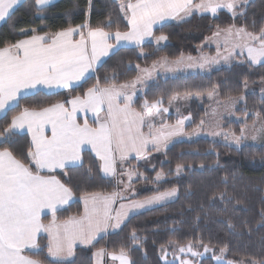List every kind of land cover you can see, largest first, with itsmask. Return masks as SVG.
<instances>
[{
  "label": "snow or ice",
  "instance_id": "1",
  "mask_svg": "<svg viewBox=\"0 0 264 264\" xmlns=\"http://www.w3.org/2000/svg\"><path fill=\"white\" fill-rule=\"evenodd\" d=\"M21 2L22 0H0V21L11 18L12 11ZM34 3L40 12L52 0H34ZM246 3L247 0H127L120 4V12L129 26L127 31H106L103 27L93 28L87 23L69 26L55 33L38 34L33 28L30 29L32 35H27L29 30H22L19 34L26 36L25 39L0 46V120L19 108L20 100L29 94L55 88L70 92L78 86V82L87 78L86 74L95 71V65L102 57L108 56L119 46L140 47L146 38L153 36V26L162 21H183L197 13H210L215 17L221 10H227L235 18L245 15ZM108 24H111V20H108ZM213 35L218 36L219 32ZM227 35L229 38L234 37L237 42L232 45L233 51L223 57L226 62L233 54L243 55L246 50V60L250 65L264 64V26L259 32H250L243 26H232L227 30ZM154 39L159 43L167 41L168 36L161 34ZM111 40H115V43H110ZM144 54L141 51V55ZM216 63H219L217 57L208 56H181L175 60L161 57L159 61L153 62L151 68L141 69L140 65H136L138 74L131 81L117 84L114 82V73L113 82L101 86L98 80L83 95H75L46 107H23L15 112L10 123L0 131V144L9 142L14 135L25 129L31 135V140L26 160L17 157L10 148L0 147V264H43L40 259L24 255L25 251H43L37 239L41 233L48 236L44 247L47 248L46 258L50 264H71L69 258L74 256L77 243L95 246L99 234H106L109 229H119L125 218L136 210L175 197L178 189L172 187L157 191L142 200L121 203L119 209H113L115 202L127 199L123 192L82 193L80 199L84 203L83 214L58 221L56 213L69 204L74 193L51 173L57 169L82 165L81 151L90 146L100 161L102 173L116 177L117 184L124 185L125 189L131 188L133 177L139 178L142 173L131 169L118 173V166L122 168L130 158L147 157L149 149L160 151L173 136L183 133L185 121L191 120L188 116L178 119L175 124L166 123L162 114L168 113L169 109L163 107L162 98L149 101L145 97L140 110H137L133 104L138 94L153 79L157 67L177 72L193 68L204 69ZM105 79L107 81L108 77ZM137 84L141 85L140 89H137ZM247 86L245 78L244 88ZM208 95L211 98L213 93L209 92ZM189 97L188 92L183 95L176 92L168 103L171 105L174 101L187 100ZM229 100L235 105L244 101V96H230ZM102 111H106V115L101 116ZM81 112L93 113L95 126L90 125L86 118L80 123ZM177 112L179 113V109ZM247 115L245 113V117ZM255 115L259 117L260 114ZM203 123L201 120V125ZM255 125L256 121H253L252 127L255 128ZM195 131L184 134L192 135ZM256 132L264 136V125L256 129ZM221 134L236 147L248 139L246 126L240 128L239 134L235 131L212 133L214 136ZM257 138L255 134L251 136L252 140ZM184 167L183 163H178L176 174ZM201 167L204 165L201 164ZM119 175H126L128 183L119 179ZM164 175L163 170L157 172L156 181H160ZM224 196L225 193H221V199ZM45 209L52 216L47 224L41 219ZM130 238L133 244H139L134 229ZM194 247H203V253L194 251ZM178 250L185 255L190 253L192 257H203L211 252L217 264H264V259L255 258L225 261L227 245L220 247V255H216L215 248L203 241L196 245L189 242L187 246H179ZM106 256L119 264H135L123 245L111 252L104 247L96 249L93 253L95 264H104ZM180 264L195 262L181 258Z\"/></svg>",
  "mask_w": 264,
  "mask_h": 264
},
{
  "label": "trees",
  "instance_id": "2",
  "mask_svg": "<svg viewBox=\"0 0 264 264\" xmlns=\"http://www.w3.org/2000/svg\"><path fill=\"white\" fill-rule=\"evenodd\" d=\"M122 2L127 0H57L38 12L34 0H23L12 11L11 18L0 25V46L15 43L24 37L19 34L23 29L55 32L87 23L93 28L103 27L106 31H127V20L120 12ZM244 7L245 15L235 18L227 10H221L215 17L210 13H197L186 20L169 21L155 27L154 38L165 34L168 36L166 43L156 45L148 41L140 47L118 48L97 67L94 74L70 92L29 94L20 100L19 108L0 120V131L23 107H46L75 95H83L98 80L101 86L113 82L114 73L115 83L127 82L137 76L136 65L150 66L161 56L175 60L183 55H196L205 39L217 28L243 26L250 32H259L264 26V0H249ZM108 20H111L110 25ZM141 51L145 54L141 55ZM105 77H108L107 81ZM245 78L252 90L245 95L244 104L240 105L236 114L245 117L248 113L246 122L251 123L256 113L264 116V97L253 92L264 84V64L250 65L247 61L216 66L206 72L158 77L138 95L134 106L140 110L145 97L149 101L162 98L163 104H166L176 92L205 94L216 90L219 98L227 99L244 92ZM186 112L191 117L186 131L195 128L207 114L205 104L196 99L188 103ZM178 119V115L171 113L164 121ZM243 125L242 121L229 120L224 129H232L239 134ZM29 146L30 138L25 133H17L9 142L0 144V147L10 148L17 157L25 160ZM136 162L132 159L129 164L135 165ZM141 162L139 166L146 167L145 180L156 186L139 192L136 198L172 187L178 189L177 197L131 216L118 231L100 237L95 246L77 247L71 264H94L96 249L104 247L111 252L121 245L128 249L135 264H177L165 263L160 256L161 250L170 245V241L179 244L203 241L216 249L227 245L226 257L235 261L242 258L264 259V142L236 147L219 139L201 136L176 141L164 151L150 152L147 157L141 158ZM178 163H183L185 167L177 175ZM161 170L165 173L164 178L156 181V174ZM53 175L70 187L75 197L69 206L56 213L58 220L81 214L82 193H112L118 189L117 179L102 176L97 159L88 150L83 151L82 165L56 171ZM221 193H225L223 199ZM50 219V215L43 217L45 222ZM133 229L139 244H133L130 238ZM38 243L43 251H27L28 255L40 259L43 264H50L46 258L47 248L44 247L47 245L46 236L41 235ZM199 264L217 263L212 256H207L200 259Z\"/></svg>",
  "mask_w": 264,
  "mask_h": 264
},
{
  "label": "rangeland",
  "instance_id": "3",
  "mask_svg": "<svg viewBox=\"0 0 264 264\" xmlns=\"http://www.w3.org/2000/svg\"><path fill=\"white\" fill-rule=\"evenodd\" d=\"M248 1L249 0H247V2ZM197 2H198V0H197ZM230 27H232V26H228L226 28L215 29L214 32L211 35H209L205 39L204 43L199 47V51L196 55H183V57H185V58L188 56H191L194 58H199L201 56L217 57V59L219 60V63L212 64V65H210L204 69L193 68V69H187L184 71H177V72H168L162 68L157 67L155 72L153 73V79L151 81L156 80L158 77L165 78V77H169V76H177V75H186V74H192V73H198V72H206V71H208L211 68L216 67V66L228 65L232 62H242V61L245 62V61H247L246 60V57H247L246 50H245L243 55L233 54L232 56H230L229 61H227V62L223 59V57L225 55H228L229 52L233 51L232 45L237 42L234 37L229 38L227 35V30ZM234 27H236V26H234ZM236 28H239V27H236ZM23 30H28V29H23ZM217 32H219V35L214 36L213 34L217 33ZM151 42H154L156 45H163V43H166L167 41H160L159 43H157L156 40L154 38H152ZM236 52L238 53L239 49H237ZM161 57H165V56H161ZM160 58H158L156 61H159ZM169 60H171V59H169ZM152 65L147 66V68H151ZM140 68L143 69L146 67H140ZM129 81H131V80H129ZM136 87H137V89H140L141 85L137 84ZM145 88H146V86L143 88V91L141 93H139L140 95L144 92ZM262 89H264L263 83L260 84V86L258 88H255V90L253 92H257L261 97H264V92H262ZM251 90H252V88L247 86V88L242 93V95L244 96V101H245V95L248 92H250ZM210 92L213 93L211 98L208 95L209 92L205 93V94L190 93V97L187 100L174 101L171 105H169V103L163 104V107L168 108L169 111H168V113L162 114V119L168 118L171 113L178 115L179 119H181L182 117H188L187 112H186V106L193 99H196L200 104H205V107L207 110V114H206L205 118L203 119V121H204L203 125H201V122H200L195 128L184 132V133H193V131L196 130L194 134L185 135L183 133L180 136L174 138L172 141H178V140H182V139H184V140L188 139L189 140V139L205 136V137H210L213 139H219V140L224 141L227 144H230V141L228 139H226L223 134L217 135V136L212 135L213 132L231 133L233 131L232 129H230V130L224 129L226 121L230 120V121H237V122L242 121L244 123L243 127L246 126V135L248 136V139L242 141L241 145H244V144H261L264 142V136H262L261 134L256 132V129H259V128H261L262 125H264V116H262V115H259V117L255 116L254 121H256V125H255V128H253L252 127L253 122H251V123L246 122L247 116L246 117H240L236 114V110L240 107L241 104H244V101L237 102L235 105H233L232 102L229 100V98H227V99L219 98L216 90H212ZM183 94H181V95H183ZM177 109H179V113L177 112ZM185 123H189V120H186ZM254 134L258 136V138L256 140L251 139V136ZM172 143H174V142H172ZM171 144H168V146H170ZM230 145L235 146V144H230ZM168 146H166V147H168ZM163 149H165V146H162L160 151H164ZM157 152H159V151H157ZM136 160H137V162L135 163V165H131L128 169H124L123 171L129 170V169L138 170L140 173H142V175L139 178L133 177V180L131 181V188L125 189L124 185H122V184L118 185L117 190L119 192H123L124 195H129V196L134 195L135 196L139 192H143L149 188L156 186L155 183L148 182L145 180V178H146V171H145L146 167L145 166H143V167L139 166L142 163L141 158L136 159ZM163 178H164V176L162 177V179ZM120 179H122L125 184L128 183L126 175H122ZM187 244L173 243V244H170V245L164 247L161 250L160 256L166 257V259H162V260L165 263L180 264V259L184 258V259L193 260L195 262V264H199V260L202 259L203 257L213 255L210 252V253L204 254L203 257H192L190 253H188L187 255L180 253L178 250V247L179 246H187ZM193 244L196 245L198 243H193ZM209 247H212V246L209 245ZM193 250L201 252V253H203V251H204L203 247H194ZM24 253L27 256H30V255H28L27 251H25ZM215 254L220 255L219 249L215 248ZM224 260L227 261V260H233V259H228L226 257V254H225Z\"/></svg>",
  "mask_w": 264,
  "mask_h": 264
},
{
  "label": "crops",
  "instance_id": "4",
  "mask_svg": "<svg viewBox=\"0 0 264 264\" xmlns=\"http://www.w3.org/2000/svg\"><path fill=\"white\" fill-rule=\"evenodd\" d=\"M22 1H23V0H22ZM56 1H57V0H52V3L56 2ZM52 3H51V4H52ZM18 5H19V4H18ZM18 5H17V6H18ZM17 6H16V7H17ZM16 7H15V8H16ZM15 8H14V9H15ZM4 21H5V20H4ZM4 21H0V25H1ZM169 21L180 22V21H176V20H172V19H169V20H166V21H162L160 24H158V25H154V26H153V30L155 29V27H157V26H159V25H161V24H163V23L169 22ZM74 27H75V26H74ZM128 29H129V28H128ZM28 30H29L28 32H31L30 29H28ZM60 31H61V30H60ZM84 31L87 32V29H84ZM28 32H27V33H28ZM55 32H58V31H55ZM55 32H37V33H38V34H43V33H55ZM29 35H32V32H31V34H29ZM25 38H26V36H24V37H22V38H20V39H25ZM76 38L78 39L79 37L77 36ZM152 38H154V36L149 37V38H146L145 42L151 41ZM109 42L114 44V43H115V40H111V41H109ZM145 42H144V43H145ZM144 43H143V44H144ZM120 47H136V46L128 45V46H119L118 48H120ZM118 48H116V49H114L113 51H111V52L109 53L108 56H106V57H102V58L100 59V61H98V62L96 63V65H95V70L97 69V67H98L103 61H105V60H106V59H107V58H108V57H109L114 51H116ZM94 73H95V71H94V72H89L88 74H86V77H89L90 75H92V74H94ZM84 80H85V79H84ZM84 80H81L80 82H78V85H79L80 83H82ZM63 90H67V89H63V88H55V89H52V90L44 89L43 92H46V93H54V92L63 91ZM66 106L70 107V105H66ZM133 107L136 108V107L134 106V104H133ZM136 109H137V108H136ZM137 110H138V109H137ZM100 115H101V116L106 115V111H102V112L100 113ZM85 118L88 120V123H89L90 125L95 126V124H94V120H93V113H91V112H88V113H83V112H81V113H80V116H79V122H80V123H83V121H84ZM163 120H165V119H163ZM176 121H177V120H176ZM176 121L166 122V123H168V124H175ZM185 122H186V121H185ZM186 124H187V123H184V132L186 131V129H185ZM158 126H159V125H158ZM145 131H147V128H145ZM184 132H183V133H184ZM18 133H25V134H27V135L29 136L30 140H31V135L27 132L26 129H25V130H21V131L18 132ZM183 133H181V134H183ZM47 134L50 135V132H48ZM181 134H180V135H181ZM180 135L173 136V137L168 141V143H167L166 145H163V146H165V149L167 148L166 146H168V144H171L172 142H176V141H172V140H173L174 138L180 136ZM178 141H179V140H178ZM165 149H163V150H165ZM85 150L90 151V152L94 155V157L97 159L98 164H100L99 159L95 156V153H94L93 151H91L90 146L85 147V148L81 151L82 161H83V151H85ZM150 152H157V151L152 150V149H149V153H150ZM159 152H160V151H159ZM132 159H135V158H130L129 160L125 161V163L123 164V167H122V168H121L120 166H118V173L123 172L124 169H128V168L131 166V164H129V161L132 160ZM56 171H60V170L57 169ZM56 171H55V172H56ZM100 172H101L102 176H104V177L117 179L116 177L105 176V175L102 173L101 170H100ZM42 174H49V173H42ZM51 174L53 175V173H51ZM121 176H122V175H119L118 178L120 179ZM59 180H60V179H59ZM60 181H61V180H60ZM61 182H62V181H61ZM117 192H119V191L117 190ZM103 194H109V193H103ZM152 195H153V194H152ZM177 195H178V192H177V194H176L175 197L170 198V199L167 200L166 202H161V203L156 204V205H154V206H150V207H146V208H144V209H138V210H136L135 213H132V214H130L127 218H125L124 222L121 224V227L125 224V222H126L131 216L136 215V214H138V213H140V212H143V211H146V210L152 209V208H154V207H157V206L163 205V204H165V203H168V202L174 200V199L177 197ZM124 196H126L127 199H125V200H118L117 202H115V203L113 204V209H119V206H120L121 203L127 204V203H129L130 201H133V200H142L143 198L147 197V196H145V197H138V198H136L134 195H131V196H129V195H124ZM148 196H150V195H148ZM74 200H75V197H73V199L69 202V204H71ZM81 202H82V212H81V214H79V215H82V214H83V211H84V203H83L82 200H81ZM69 204H68V205H65L63 208L69 206ZM46 215H50V216H51V213H50L47 209H45L44 212H42V214H41L42 222L45 223V224H47V223L52 219V216H51V219H50L49 221L45 222V221L43 220V216H46ZM79 215H76V216H79ZM114 215H115V211H113V216H114ZM64 220H65V219H64ZM58 221H63V220H58ZM121 227H120V228H121ZM120 228H119V229H120ZM119 229H109L108 232H107L106 234H105V233H101V234H99V236L97 237V240H98L100 237H102V236H104V235H107L108 233L118 231ZM40 235H45L46 238H47V242H48V236H47L46 233H41ZM40 235H39V236H40ZM39 236H38V238H39ZM38 238H37V239H38ZM80 246H87V245H81V244L77 243V245L75 246V249H76L77 247H80ZM74 252H75V250H74ZM24 255H26V254L24 253ZM26 256H27V255H26ZM73 257H74V256H73ZM73 257H71V258H69V259L71 260ZM94 264H95V258H94ZM104 264H119V262H118V261H112L111 257L106 256V257H104Z\"/></svg>",
  "mask_w": 264,
  "mask_h": 264
}]
</instances>
